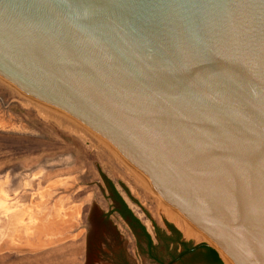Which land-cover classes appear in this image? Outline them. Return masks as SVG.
I'll use <instances>...</instances> for the list:
<instances>
[{"label": "water", "instance_id": "obj_1", "mask_svg": "<svg viewBox=\"0 0 264 264\" xmlns=\"http://www.w3.org/2000/svg\"><path fill=\"white\" fill-rule=\"evenodd\" d=\"M0 80L264 264V0H0Z\"/></svg>", "mask_w": 264, "mask_h": 264}, {"label": "rangeland", "instance_id": "obj_2", "mask_svg": "<svg viewBox=\"0 0 264 264\" xmlns=\"http://www.w3.org/2000/svg\"><path fill=\"white\" fill-rule=\"evenodd\" d=\"M139 180L102 136L0 80V264H217L202 246L177 256L213 245Z\"/></svg>", "mask_w": 264, "mask_h": 264}, {"label": "trees", "instance_id": "obj_3", "mask_svg": "<svg viewBox=\"0 0 264 264\" xmlns=\"http://www.w3.org/2000/svg\"><path fill=\"white\" fill-rule=\"evenodd\" d=\"M128 212L130 213V215H132L134 217V215L131 212V210H129ZM134 218H135V220L137 222H139V220L137 219V217H134ZM140 227H141L144 235L148 239V243L151 244L152 241H151L150 235L148 234V232H146L145 226L140 223ZM180 246L182 247V249L177 253V256H179V257H182L184 254H186L188 252H193L196 248H199L200 246H202V247H206V249L211 253V255L214 257V259L217 262L223 264L222 261H221L222 258L220 259V257H219L220 255H218L219 254L218 251H216L213 248V246L212 247L211 246H206L204 244H202V245L201 244H199V245H193L190 241H180ZM222 260H223L224 264H226L225 261H224V259H222Z\"/></svg>", "mask_w": 264, "mask_h": 264}, {"label": "bare ground", "instance_id": "obj_4", "mask_svg": "<svg viewBox=\"0 0 264 264\" xmlns=\"http://www.w3.org/2000/svg\"><path fill=\"white\" fill-rule=\"evenodd\" d=\"M100 139V138H99ZM101 140V139H100ZM113 154V153H112ZM130 171V170H129ZM130 174H132L136 179H138L139 180V178L137 177V176H135L131 171H130ZM140 181V180H139ZM141 183V182H140ZM144 183V182H143ZM143 185H145V183L143 184ZM148 187V186H147ZM149 189H151L150 187H148ZM152 190V189H151ZM156 194V193H155ZM166 206V205H165ZM169 206V205H168ZM169 208V207H168ZM171 209V207L168 209V210H170ZM173 209V208H172ZM175 210V209H174ZM173 210V211H174ZM171 211V210H170ZM176 213V212H175ZM179 213V212H178ZM173 214V213H172ZM177 214V213H176ZM177 216V215H176ZM179 216V215H178ZM180 217V216H179ZM184 222V221H183ZM186 224H187V222H186ZM189 228V227H188ZM190 229H192V228H190ZM204 238H207V239H210L209 237H207L206 235H204ZM211 240V239H210ZM212 241V240H211ZM210 241V243L214 246L213 248L214 249H216V251H218L220 254H221V256L222 257H224V259L226 260V262L228 263V261H227V254L220 248V247H218L213 241L211 242ZM221 257V258H222ZM223 259V258H222ZM253 263V261H252V257H251V260H250V264H252Z\"/></svg>", "mask_w": 264, "mask_h": 264}, {"label": "crops", "instance_id": "obj_5", "mask_svg": "<svg viewBox=\"0 0 264 264\" xmlns=\"http://www.w3.org/2000/svg\"><path fill=\"white\" fill-rule=\"evenodd\" d=\"M145 229H146V227H145ZM146 232H148L147 229H146ZM148 234L150 235L151 241L153 242V240H152V236H151L150 232H148ZM215 262H216L217 264H221V263L217 262L216 260H215Z\"/></svg>", "mask_w": 264, "mask_h": 264}]
</instances>
